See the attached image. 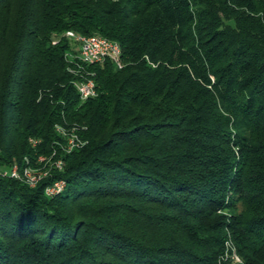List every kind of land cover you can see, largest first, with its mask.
Listing matches in <instances>:
<instances>
[{
	"label": "trees",
	"instance_id": "trees-1",
	"mask_svg": "<svg viewBox=\"0 0 264 264\" xmlns=\"http://www.w3.org/2000/svg\"><path fill=\"white\" fill-rule=\"evenodd\" d=\"M225 235L264 264V0H0V264H229Z\"/></svg>",
	"mask_w": 264,
	"mask_h": 264
},
{
	"label": "bare ground",
	"instance_id": "bare-ground-1",
	"mask_svg": "<svg viewBox=\"0 0 264 264\" xmlns=\"http://www.w3.org/2000/svg\"><path fill=\"white\" fill-rule=\"evenodd\" d=\"M65 35L68 38H71L74 41H78V39H80L82 42H84V45H86V47H94V39L90 38V36H83V35H78L73 31H66ZM96 40L99 42V44L103 47H115V52H111V53H107V58H111L114 62H116L118 64L119 62V56H120V47L119 45L114 42L111 41L107 38H104L100 35H96ZM80 59L85 61V62H89V63H94V62H101L100 57L99 56H91V62L90 60H84V55H79ZM89 85L94 87V83L92 81H85L83 83L78 84L77 86H80L81 89H88V96H85L84 93H79L81 99H87L90 96H93L95 94V89H89ZM31 170L30 169H25L23 171V179L26 178L28 184H33V181H36V176L33 174H31ZM11 176L13 177H17V178H21L19 171L17 170V168L14 166L13 168H11ZM64 186V182H60V184L58 186H56L55 190L53 191L52 195L57 194ZM49 195V196H52Z\"/></svg>",
	"mask_w": 264,
	"mask_h": 264
},
{
	"label": "built area",
	"instance_id": "built-area-1",
	"mask_svg": "<svg viewBox=\"0 0 264 264\" xmlns=\"http://www.w3.org/2000/svg\"><path fill=\"white\" fill-rule=\"evenodd\" d=\"M67 38V37H65ZM90 38L94 39V47H86L84 45V42H82L80 39L78 41H72L74 44H76V49L79 51V55H84V60H90L91 62V56H99L101 61L107 60V53L115 52V47H103L99 44V42L96 40V34L90 35ZM69 39V38H68ZM76 89L78 93H84L85 96H88V89H81L80 86H76ZM89 89H95V87L89 85ZM96 91V89H95ZM69 143V150L72 149V141L68 139ZM13 168V167H11ZM11 168L2 170L3 176H11ZM32 174V172H31ZM17 178V177H13ZM38 181H33V184H29L30 186H34ZM62 182V180L54 181L53 183L47 185L44 189V192L47 195H52L53 191L55 190L56 186H58Z\"/></svg>",
	"mask_w": 264,
	"mask_h": 264
},
{
	"label": "rangeland",
	"instance_id": "rangeland-1",
	"mask_svg": "<svg viewBox=\"0 0 264 264\" xmlns=\"http://www.w3.org/2000/svg\"><path fill=\"white\" fill-rule=\"evenodd\" d=\"M64 34V33H63ZM76 44H74V49L76 50ZM83 100V99H82ZM70 138V137H69ZM16 167V165H14ZM13 166V167H14ZM17 168V167H16ZM34 174V172H33ZM36 181L39 179V175H36ZM244 210V207L238 203L236 212H241ZM223 243V249L220 251L216 257L218 263H229V264H239L242 263L243 260L241 256L238 254L235 245L231 241V239L228 236H224L223 239H221Z\"/></svg>",
	"mask_w": 264,
	"mask_h": 264
}]
</instances>
